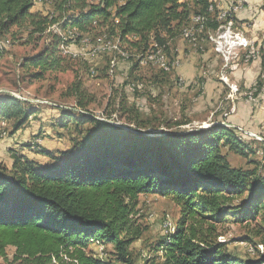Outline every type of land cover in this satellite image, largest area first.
Wrapping results in <instances>:
<instances>
[{
  "label": "trees",
  "instance_id": "trees-1",
  "mask_svg": "<svg viewBox=\"0 0 264 264\" xmlns=\"http://www.w3.org/2000/svg\"><path fill=\"white\" fill-rule=\"evenodd\" d=\"M219 14L211 0H0V59L9 45L24 41L42 48L23 67L40 71L38 77L61 68L64 58L75 59L60 50L64 36L52 33L60 26L64 35L75 30L118 41L134 74L155 42L174 58L173 43L196 16L206 18L200 43L208 42L209 33L224 24ZM29 104L1 92L0 120L14 119L13 133L20 131L39 107ZM79 105L78 112L53 108L80 128L92 127L80 141L60 157L30 141L24 147L44 153L49 162L13 150L11 169H0V258L13 247L15 260L23 264H135L131 247L141 233L131 216L141 195L160 193L173 200L181 216L176 231L154 248L149 264H264V255L246 259L218 241V225L246 191L248 200L236 208L242 218L264 213L258 203L264 195L262 176L234 168L222 153L223 147L244 156L253 150L236 129L218 124L206 131L136 134ZM93 243L112 245L114 261L98 258L90 250Z\"/></svg>",
  "mask_w": 264,
  "mask_h": 264
},
{
  "label": "rangeland",
  "instance_id": "rangeland-1",
  "mask_svg": "<svg viewBox=\"0 0 264 264\" xmlns=\"http://www.w3.org/2000/svg\"><path fill=\"white\" fill-rule=\"evenodd\" d=\"M105 37L108 38L107 35H103L93 39L97 42ZM41 48L42 46L36 49L33 45H26L22 41L16 45H9L5 56L0 59V93L2 91L12 93L18 99L30 103V107L39 106L34 109L36 113L33 119L16 133H13L16 123L14 119L0 120L2 137L6 138L0 142V169H11L14 160L13 150L41 163L49 162L51 158L44 153L30 151L24 147L30 141L38 142L37 140L41 139L45 150L51 151L56 157H60V151H66L74 142L80 141L81 133L87 134L92 127L86 124L80 128L75 120L64 119L66 115L53 107H63L78 112L80 109L77 108V104L81 103L82 108L96 117L152 134L200 127L207 129L212 125L214 128L218 126L215 124H221L229 129L234 128L238 136L256 153L251 151L244 156L229 147H223V155L234 168L256 171L264 179V124L260 125V133L251 132L258 138L242 133L237 127L218 120H213L210 124H201L207 120L208 114L213 113L210 117H217L222 112L218 102H211L208 106L201 104L203 101L200 98L204 89L196 91H190L188 87L180 89L178 78L172 72L166 76L152 66H142L138 68L137 73L131 74L129 63L122 59L118 60L115 73L110 75L109 62L113 57L112 53L90 58L82 55L78 45H75L72 51L77 52V54L72 53V58L75 60L64 58L61 68L48 72L44 77H38L40 71L26 69L23 64L25 60L40 53ZM229 56L232 57L229 62L226 61V67L242 59L241 57L237 60L233 55ZM261 72L263 74L264 64ZM220 78L226 77L222 75ZM138 81L153 82L155 87L148 90L146 95L131 94L127 89L128 85ZM227 82L230 87L232 84L228 79ZM226 89L228 91L227 87ZM229 89L232 92V89ZM249 91L246 99L248 96L251 97L250 93L253 89ZM255 98H258L257 94ZM226 102L224 101V104ZM259 103L260 100L254 105L259 106ZM188 122L191 124L187 127L178 126ZM248 196L249 192L246 191L238 198L239 200L233 202L235 211L227 216L225 223L218 225V241L225 243L228 251L234 255L246 259L251 258V253L247 250L252 246V250L256 252V256L252 255V258L255 259L264 255V213L248 219L242 218L241 211L236 208L246 202ZM258 203L264 205V195L258 197ZM180 216V208L170 197L160 193L140 196L139 203L131 216L134 229L141 233L140 238L131 247L135 264H149L148 260H152L155 255L154 248L164 236L176 231ZM166 222L170 223V227H166ZM91 249L98 258L107 257L109 261H114L112 245L93 243ZM15 253V248L9 247L7 257L0 258V264H23L15 260Z\"/></svg>",
  "mask_w": 264,
  "mask_h": 264
},
{
  "label": "crops",
  "instance_id": "crops-1",
  "mask_svg": "<svg viewBox=\"0 0 264 264\" xmlns=\"http://www.w3.org/2000/svg\"><path fill=\"white\" fill-rule=\"evenodd\" d=\"M212 1L218 6L220 12L231 13L234 34H240L244 36V39L255 42L253 46L254 55H260L262 51L264 52V0ZM234 6L239 7L237 11L232 12ZM223 23L227 24V22ZM213 33H209L208 42H204L202 44L203 47L201 43L197 47L191 46L184 37L176 39L173 43V48L175 49L174 57L181 59V66L179 68L177 66L174 69L175 72L173 71L174 73H172L177 78H183L187 87L191 89L190 91L204 89L203 96L200 98L204 102H201L204 106H208L211 102L220 103L221 114L217 117H210L213 115V113H210L207 115V120L200 122L201 124H210L213 120H218L237 128H242L247 132L260 133V125L264 124V81L261 89L255 82L262 76L264 57L259 61L246 63L242 57L244 55L242 46L237 52L232 50L231 54L229 53L230 55L237 53L235 58L239 59L242 57V59L226 67L225 54L217 53L214 44L212 45L211 36ZM198 49H202V52H199ZM222 75L226 78L221 79ZM227 79L232 84L230 87ZM143 82L146 86L145 90L137 93L145 94L148 90L150 91L155 87L153 82ZM232 87L240 89V94L237 96L232 94L229 89H232ZM252 89L255 95L248 97L255 98L257 94L258 100L261 101L259 106L249 103L246 99L247 92ZM224 101L227 102L224 104ZM223 114L224 118L226 117L225 119Z\"/></svg>",
  "mask_w": 264,
  "mask_h": 264
},
{
  "label": "bare ground",
  "instance_id": "bare-ground-1",
  "mask_svg": "<svg viewBox=\"0 0 264 264\" xmlns=\"http://www.w3.org/2000/svg\"><path fill=\"white\" fill-rule=\"evenodd\" d=\"M211 10H213V7H211ZM223 12H220V15ZM219 21L224 22V18H218ZM195 17L193 18V24L187 28H184L183 37L185 38V32L189 31L190 28L194 25ZM227 24H223L220 26V28L214 32V35L211 36V40L215 46V51L219 54H225L226 58L231 54V51L234 50L237 52L242 47V35L240 34H234V25L232 20H226ZM205 23L206 18L204 17V22L200 23V35L205 31ZM52 33L55 35L64 36V42L60 46V50L63 54V51L68 47L69 51L72 52L75 45H78L82 51V55H86L90 58H97L100 55L103 54H113V57H111V68H109V74L113 75L115 73V69L118 67V60H127L128 55L122 51L120 44L118 41H112L109 38L105 37L101 41H94L92 37L89 36H81L77 31H69L66 35H64V32H62L60 26H55L52 29ZM66 33V32H65ZM74 36H79L81 39L74 40ZM69 42V43H68ZM221 43H229V47L231 48H221ZM115 45V48H114ZM199 43H195L194 47L198 46ZM96 48V49H94ZM91 49H94V51L91 52ZM147 53V52H146ZM230 53V54H229ZM237 53L233 55L236 57ZM254 55V54H253ZM256 55V54H255ZM167 56V52L165 51V47L157 45L155 50V55H148L147 56V63H154L159 62V57H165ZM67 57L72 58V53H67ZM143 64V58L142 62ZM177 67V65H170V71H163L167 73H171L174 71V69ZM145 83L144 82H136L133 84L128 85L127 89L131 94H136L137 92H141L145 90ZM240 91L237 87H232V94H238ZM254 90L251 91L250 95L253 97ZM108 121V120H107ZM112 123L113 121H109ZM114 123V122H113ZM42 142V141H41ZM38 145H41L42 143L36 142ZM169 220V219H168ZM166 227H170V223L166 222ZM169 229V228H168ZM251 253V252H250ZM252 255L256 256L255 250H252Z\"/></svg>",
  "mask_w": 264,
  "mask_h": 264
},
{
  "label": "built area",
  "instance_id": "built-area-1",
  "mask_svg": "<svg viewBox=\"0 0 264 264\" xmlns=\"http://www.w3.org/2000/svg\"><path fill=\"white\" fill-rule=\"evenodd\" d=\"M236 1H238V0H236ZM238 7L239 6H234L232 8V12L237 11ZM230 15H231V13L223 12L220 15V17H218V18H224V22L226 20H233V19H229ZM201 22H204V17L196 16L195 17V21H194V25L190 28L189 31L185 32V40L191 46H194L195 43H200V40H201L200 23ZM213 35H214V33H213ZM240 38L242 39V46L244 48V55L242 56L244 61L246 63H250V62H253V61H259L262 58L261 57L262 53L260 55H253V46L255 45V42L252 41V40H249V39H244V36H242ZM73 39L74 40H78V39H81V38L79 36H74L73 35ZM157 45H158V43H156V42L151 45L150 49L147 51V53L143 57V65L142 66H152V67L156 68L159 71H170V65H177L178 68L181 66V59L180 58H177V57L170 58L168 54L165 57H159V62L147 63V56L148 55H155V50H156ZM114 48H115V45H114ZM221 48H231V47H229V43H221ZM94 49H96V48H94ZM94 49H91V52L94 51ZM67 53H75V54H77V52H70L68 47L63 51V55L66 57ZM231 57L232 56H228L227 58H224L225 62L226 61L229 62V59ZM109 68H111V65L109 66ZM261 79H262V81H264V72H263V74L261 76ZM177 83H178V86H180V89H185L187 87L186 81L183 78H179ZM255 84H259V81H256ZM247 100H248L249 103H252V104L258 102V98H250V97H248ZM238 129L242 133L249 134L251 137H254V138H258L257 135H255V134H253L251 132L244 131L242 128H238ZM3 140H6V138L2 137V130H0V142L3 141ZM37 141H39V143H42L41 139L37 140ZM247 252H251V257H252V246L247 250Z\"/></svg>",
  "mask_w": 264,
  "mask_h": 264
},
{
  "label": "water",
  "instance_id": "water-1",
  "mask_svg": "<svg viewBox=\"0 0 264 264\" xmlns=\"http://www.w3.org/2000/svg\"><path fill=\"white\" fill-rule=\"evenodd\" d=\"M3 92V91H2ZM6 93H9V92H6ZM9 94H11V95H13V96H15L16 97V95H14V94H12V93H9ZM112 124H114V125H116V126H118V127H121V128H123V129H125V130H127V131H131V132H134V133H136V134H143V135H150V136H158L159 134H152V133H150V132H146V131H139V130H136L135 128H132V127H126V126H124V125H121V124H119V123H113L112 122ZM215 125H218V124H215ZM213 126V125H212ZM211 126V127H212ZM210 127V128H211ZM210 128H207V129H210ZM206 128H203V127H200V128H197V130H199V131H201V130H207ZM192 131V130H191ZM191 131H189V132H191Z\"/></svg>",
  "mask_w": 264,
  "mask_h": 264
}]
</instances>
